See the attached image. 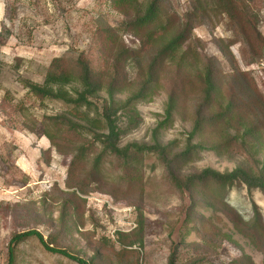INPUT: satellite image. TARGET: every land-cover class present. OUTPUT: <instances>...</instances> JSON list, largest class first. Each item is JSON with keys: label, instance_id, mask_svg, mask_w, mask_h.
<instances>
[{"label": "rangeland", "instance_id": "rangeland-1", "mask_svg": "<svg viewBox=\"0 0 264 264\" xmlns=\"http://www.w3.org/2000/svg\"><path fill=\"white\" fill-rule=\"evenodd\" d=\"M147 1L117 10L110 0H0V264L9 262L11 236L27 231L38 232L50 249L93 264H168L172 254L175 264H264V194L248 193L240 184L222 190L205 185L193 196V208L190 194L171 183L170 161L155 153L137 156L129 167L107 155L94 167L101 145L91 133L106 132L73 116V105L38 101L23 88L24 81L41 85L53 59L74 60L80 53L107 83L108 73H114L111 61L127 51L130 58L125 54L117 63L119 84L114 93L116 102H124L137 91L155 48L143 46L141 33L119 31L111 38L105 31L129 23ZM239 2L246 5L245 19L264 44V0ZM191 11V0H167L164 22L184 23ZM201 23L193 22L191 40L184 47L189 49L187 63L161 66L154 94L136 104L138 125L130 129L126 115L117 113L115 124L123 132L118 147H151L156 140L167 148L169 159L185 151L200 102L197 57L215 67L220 97L210 114L230 102L240 116L227 129L205 128L190 143L222 145L224 137L240 135L244 126L261 130L263 139L257 153L239 136L220 154L197 149L185 162L173 163L171 171L185 178L204 169L258 170L264 156V45L249 29L254 50L261 54L256 58L225 17L211 15ZM65 89L73 95L72 89L79 88L71 84ZM171 94L177 98L172 123L153 136ZM89 101L100 109L107 95L100 91ZM78 112L95 117L85 108ZM67 121L87 129L74 137L87 151L72 171V149L65 144V138H71ZM43 135L60 139V148ZM253 206L262 218L257 230L251 223ZM139 221L142 247L138 242L126 246L137 239ZM11 252L13 264H77L48 251L35 238L12 246Z\"/></svg>", "mask_w": 264, "mask_h": 264}, {"label": "trees", "instance_id": "trees-1", "mask_svg": "<svg viewBox=\"0 0 264 264\" xmlns=\"http://www.w3.org/2000/svg\"><path fill=\"white\" fill-rule=\"evenodd\" d=\"M112 6L117 10L133 9L137 0H110ZM167 0H148L142 11L137 14L133 20L129 23L121 24L118 29L107 28L105 34L109 37L115 38L119 31H133L141 33L140 38L143 46L150 45L155 48V53L150 58L149 63L144 69V73L141 78V82L138 86L137 91L128 97L124 102L118 103L114 100V93L116 92L119 84L118 80V61L121 56L127 54V51L118 53L114 60L111 61V69L114 71L110 75V80L104 83L102 73L94 72L92 65L87 57H83L80 53L76 59L70 60L67 57L55 58L51 61L43 83L41 85L35 84L29 81H24L23 88L27 91V94L38 101L43 100H54L61 101L67 105L74 106L73 116L79 117L88 127L105 131L106 133H91L95 142L101 145V151L94 160V167H97L100 158L107 157V155L114 156L120 162L129 167L136 162L137 156H142L146 153H155L159 157L163 158L162 161L167 162L170 170L169 178L171 183L178 190H185L193 196L198 189H203L208 185H215L219 189L230 188L235 184L243 185L247 192L250 193L253 190H258L264 194V156L260 162L261 167L258 170L253 171L250 168L236 167L230 172L219 173L211 169H204L198 173L186 176L185 178H179L175 173L171 171V165L178 162V160H187V158L198 150L208 149L216 154H220L222 149H227L235 141L244 144L248 149L254 150V153L259 152L256 146H260L263 139V132L254 126L243 127V131L240 135L236 132L234 136H227L223 138L222 145H211L210 147H203L200 143L192 145L190 140L193 137H201V134L205 128L213 126H226L227 129L231 126L234 119H237L238 114L236 108L232 103L227 102L225 105L220 106L219 111L214 114H210L212 111V105L219 101L217 97H220L219 89L216 85V72L215 67L210 65L208 62L199 60L196 58V65L199 66V81L201 86L200 102L197 106L196 113L193 121V128L189 134V141L185 148V151L178 156L171 157L169 159L168 150L166 147L158 145L157 141H154V145L151 147L138 146V145H127L124 148L118 147V141L120 136L123 134L115 124L116 115L118 112H123L128 119V127L130 129L135 128L140 122L138 112L135 108L136 104L151 98L154 94L158 84V77L160 74L161 66L180 64L184 65L187 63L189 49H184L185 45L191 40L189 35L192 28L194 27L193 22L202 24L209 16L216 15L225 17L229 23L234 24L235 29L244 38L247 46L252 48L253 55L256 58H260L261 54L256 52L254 45L251 42L248 30H252L251 33L254 39H257L259 44H263L261 37L255 27L251 26L250 23L245 19L246 17V5L239 2V0H191L192 11L185 14V22L168 25L164 22L163 17V3ZM139 11V10H137ZM136 11V12H137ZM238 28V29H237ZM117 32V33H116ZM109 42H114L110 38H107ZM107 42V41H106ZM113 44V43H112ZM222 50V47L219 46ZM191 52V51H190ZM196 55V54H195ZM128 56V54L126 55ZM130 58V54L128 56ZM115 62V64H114ZM106 66L109 64L106 61ZM234 70V69H233ZM108 71V69H107ZM107 71H105L107 73ZM71 84H76L79 89H72L73 95L70 91L66 90L65 87ZM100 91H104L107 95V101L98 109L91 101L98 95ZM177 98L171 94L168 97V101L165 105L163 120L158 123L156 129L153 131V136H156L158 131L165 129L172 123V116L176 110ZM79 108H85L88 112L95 113L94 118L88 117L84 113H79ZM205 113V116H204ZM67 135L70 137L65 138V144L72 149L73 160L71 162L72 168L79 161V158L83 156L87 149L85 146L76 140L74 137L78 135V130H87L85 127L78 125L77 123L66 122ZM46 137L50 144L55 146L57 149L60 148V139ZM44 152V151H43ZM69 175L72 173L68 172ZM222 191H218L220 194ZM197 205L194 204L193 208ZM206 206V205H203ZM207 206H212L208 204ZM262 218L256 206H253V217L252 226L254 230H257L262 225ZM142 222H138V231L135 233L136 240L129 243H125L126 246H132L138 242L139 246L142 247ZM255 231L254 233H257ZM30 238H35L39 241L48 251L55 252L75 261L77 264H93L92 262H86L78 259L66 251L58 249H50L43 242L42 236L36 231H27L23 233H16L11 236L9 245V262L13 264L12 246L15 247L19 243H22ZM168 264H175V255L172 254L169 257Z\"/></svg>", "mask_w": 264, "mask_h": 264}]
</instances>
